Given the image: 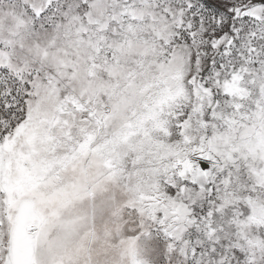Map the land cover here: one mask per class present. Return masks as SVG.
I'll return each mask as SVG.
<instances>
[{
  "label": "snow or ice",
  "instance_id": "6c2138e0",
  "mask_svg": "<svg viewBox=\"0 0 264 264\" xmlns=\"http://www.w3.org/2000/svg\"><path fill=\"white\" fill-rule=\"evenodd\" d=\"M0 264H264V0H0Z\"/></svg>",
  "mask_w": 264,
  "mask_h": 264
}]
</instances>
